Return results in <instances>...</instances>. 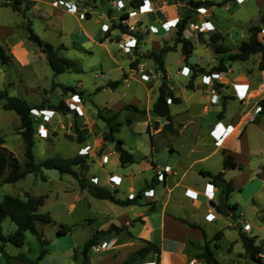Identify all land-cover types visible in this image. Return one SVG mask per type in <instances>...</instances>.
I'll use <instances>...</instances> for the list:
<instances>
[{
    "label": "rangeland",
    "instance_id": "1",
    "mask_svg": "<svg viewBox=\"0 0 264 264\" xmlns=\"http://www.w3.org/2000/svg\"><path fill=\"white\" fill-rule=\"evenodd\" d=\"M71 1L83 5L86 8V13L81 16L80 12H70L66 5L61 4L59 0L57 2L55 0H23L20 11L15 10L12 3H8L7 0H0V89L7 90L10 95H18L27 99L30 104L37 106L34 109L43 107V109L52 110L54 108L51 106L63 102L65 107L56 110L58 113L55 116L52 114L53 111L47 114L46 117H51L46 121L47 125L51 127L48 131L39 126L44 124L47 127L43 121H40V118H44V113L36 114L33 109L31 110L34 126L38 128L37 135L34 136L35 158L40 162L56 155L69 157L78 154L80 146L84 147L83 143L70 140L66 134L77 137L78 133L75 127L84 126L83 131L86 134L84 135L86 138L84 144L88 143L84 149L88 152L83 153L81 151L82 153L79 154L87 155L88 167L79 166L78 171L81 176L95 182H97L94 179L96 176L99 179L98 183L102 185V181L108 173L119 170L120 164L116 163L117 156L113 145L115 142L104 140V133L108 132L110 128L103 117L97 118L99 110H102V115L107 118L113 116L115 111L118 112L117 120L123 122V125L119 126L120 132L118 131L115 134L125 139L127 149L130 150L134 147V143L138 144L140 141H143L146 146L149 144L147 116L133 108L128 109L125 107L126 104H135L141 109L150 106L152 104L151 96L155 97L159 84L164 80V74L158 69L155 61L147 57L149 52L154 49L160 50L163 46L176 48L165 53L164 58L167 81L177 85L180 83H178V79L183 82L189 80L188 77L179 72L183 65L188 62L195 64L198 61L204 66H212L210 60L211 57L215 58L216 54L214 49L206 47L205 42L200 40L198 35H195L196 38L193 37L195 31L190 30V32H184L186 33L184 37L188 39L193 37L196 49L188 58V61L185 60L182 49L183 42L177 36L176 27H171L172 31L170 29L167 33L162 31L160 34L150 33L149 36L147 35L146 40L141 45L142 51L132 59L136 62L132 66L130 58L133 57L134 50L126 53L123 50V42L121 43L117 38L118 35L124 32L119 27L120 20L124 25H129L132 22H128L129 19L118 17L119 12L116 8L119 9V7L116 0ZM123 1L125 2H122L123 5L121 6L125 8L126 4L124 3H127L126 8H132L129 3L131 0ZM249 3L251 4V2ZM232 6L233 9L239 8L237 4ZM221 7L215 8L222 12L225 8ZM250 8V6L249 9L243 6L234 12V16H238L236 19L240 18L244 23L245 34H248V26L245 23L246 20L249 21V18H245L246 14L252 19L256 17L255 14L251 16ZM225 12L226 14L221 18V22L227 25L233 20V15L231 11L225 10ZM88 13L90 14L88 15ZM139 16L142 17L145 23L151 21L147 15L139 14ZM163 20L164 17L159 20V23ZM31 22L34 31L44 41L53 44L57 49L58 56L70 64L66 71L55 73L40 45L29 38L30 31L27 25ZM138 22L139 19L135 20L134 23ZM194 22L196 23L197 20L195 19ZM189 23L190 21L187 23L188 28L191 29ZM256 23L260 24L261 21L256 19ZM104 24L109 26L108 30H105ZM88 34L98 36V38L94 41ZM107 35L108 37L105 38ZM205 36L208 38L207 34ZM155 41H159L160 48L155 47ZM227 43L231 44L230 39ZM220 58L223 57L220 56ZM220 58L217 59L214 66L219 64ZM208 61L210 62L208 63ZM140 63H143L147 69H152L153 75L150 80L144 82L142 79ZM231 64L234 67H239L240 64H252V61L231 62ZM130 66L133 69L132 71ZM201 67L196 64L195 68L200 71ZM124 72L131 74L129 85L125 83L123 78ZM114 80L122 81L119 87H106L109 81ZM59 84L73 86L77 91L65 92ZM79 92L82 93L79 94ZM74 94H79L81 102L78 104L82 106L85 104L86 110L83 107L82 114L68 105ZM3 103L4 100H0V134L5 139L4 145L15 153L22 165H25L27 160L25 143L19 129L21 118L14 110L5 109ZM177 106L172 105L173 108ZM110 108L111 110H109ZM64 114H67L68 119L71 120L69 125L63 122ZM78 115L81 117L77 119ZM127 118L133 119V125L126 122ZM152 122L151 126L156 127L162 134L166 133L159 126V121L152 119ZM55 131L58 133L56 134ZM101 131L102 134H100ZM236 149H238V146ZM104 155L110 156L107 162H104ZM134 155L138 158V161L142 160L140 152L135 151ZM255 159L253 157L250 162L252 171L249 170L248 174L246 173L247 178L244 182V188H235L229 198L230 204L235 202L240 204L235 210V214L229 216V214L223 213L224 215H222L226 225L228 223L238 224L229 227L224 225L226 235L220 237L219 240L208 241L217 259L224 264H264V262L259 263L251 259L245 253L242 243L235 242L239 232L244 230V223L249 222L251 231H244L250 236H256V243L263 248L259 256L264 261V181L255 175L259 170L254 161ZM210 161L217 163L215 157H212ZM143 163L141 162V165L146 166ZM8 171L7 169L5 173L0 175V200L7 194L19 195L23 198L27 197L28 194L34 196L45 195V204L40 210L50 212L54 222L37 223L41 237L46 243L43 244L38 236L31 231H26L25 245L18 247L11 242H7L5 245L6 251L12 255L25 252L30 258L38 259L45 247L48 250L43 259L39 261L40 264H86L85 242L95 234L94 232L99 229L101 222L118 215L114 211V206L118 208V205L109 200L94 197L88 188H80L77 179L73 175L61 173L57 169H43V173H30L17 182L5 183L3 179ZM43 175H45L46 180L42 178ZM139 181L140 183L135 184V193L142 189L144 184L143 179L137 180V182ZM109 184L110 188L114 189L111 182ZM128 184L129 180L126 179L117 196L126 197L129 192ZM136 194V196H140L139 193ZM112 222L117 223L116 220ZM62 224L71 229L67 233L59 234L58 229ZM16 228L17 225L9 218L2 223L4 234L14 232ZM215 243H218V246ZM108 254L107 247L97 249L93 245L87 252V264H110L113 258H120L113 257L109 260ZM4 260L5 263L8 262L6 258Z\"/></svg>",
    "mask_w": 264,
    "mask_h": 264
},
{
    "label": "crops",
    "instance_id": "2",
    "mask_svg": "<svg viewBox=\"0 0 264 264\" xmlns=\"http://www.w3.org/2000/svg\"><path fill=\"white\" fill-rule=\"evenodd\" d=\"M189 1L190 0H150L151 3L156 5L157 9L155 11L137 13L126 18L129 19L128 22H132L128 25L129 32L121 31L122 33L118 35L117 38H119L118 40H120L121 43L123 42L122 44L126 41L134 43L135 41L133 38H136L137 44L133 48L135 53H132L133 57L130 58V63L132 59L138 56L139 52L142 51L141 45L142 42L146 40L147 35L149 36L150 33L160 34L162 31L163 33L169 32V30H166L162 26L165 20L171 19L177 16V14H179L182 19L186 16L187 11L193 8L191 17L188 18L187 23L189 21H195V19L199 22L195 13L196 9L199 6L205 5L192 7L189 5ZM208 1L215 2L216 4L221 3V6L225 8L223 9L224 11L221 9L222 12L215 9L216 11L214 10L207 16V19L215 26V30L202 33L195 32V34H193L195 38V35H198L199 39L205 42L204 44L208 49L213 50L209 42L211 36L215 32H220L224 35V39L221 42L229 48L231 52H237L240 42L249 38V30L248 34H245L243 29L244 23L240 18L236 19L238 16H234V12L243 6L247 9H249L250 6L252 12L251 16L254 14L256 16L255 19H252L246 14L245 18H249V21L246 20L245 23L248 29L251 25H261L262 28H264V0H245L244 2H237L236 0ZM116 2L123 5L122 2L125 1L116 0ZM130 2L131 1H129V3ZM249 2H251V4ZM142 3L143 1L141 4ZM124 4H126L127 7V3ZM233 4L234 6L235 4L239 5V8L233 9ZM246 5L248 6L246 7ZM126 7L124 8V6H122V9L116 8L119 12L118 17H121L123 13L135 8L132 7L128 9ZM225 10L231 11L233 15V20L230 21L231 24L224 25L221 22V18L226 14ZM109 11L112 13L111 10ZM139 14L147 15L151 21L145 23ZM163 17L164 20L159 23V20ZM137 19H139V22L135 24L134 22ZM256 19L261 21V23H256ZM184 32H190L188 24L183 31V36L186 35ZM206 34L208 38H206ZM88 35L94 41L98 38V36ZM193 37L189 38L195 46ZM229 39L231 44L227 43ZM154 44L157 48L161 47L159 41H155ZM215 54L216 59L211 57L210 60L212 66H214L220 56L227 57L228 55L227 52L221 54L215 52ZM260 59L261 53H256L251 55L247 60H226L225 69H216L211 72H209L211 70L210 67H212L211 65L204 66L198 61L195 64L188 62L186 66H189L190 72L189 74L182 75L188 77L189 80L183 82L178 79V83L180 82L179 85L169 82V85L174 89L176 95L181 97V101L179 102L174 103L172 99L170 102L171 128H165L169 120L166 117L158 115L153 110V104L158 96L159 87L155 97L153 98L151 96L152 104L150 106L141 109L136 105L141 110L136 111L142 112L147 116L146 122L148 123L147 132L149 144L146 146L143 141H140L138 144L134 143V147L128 150L130 152L132 151L133 155L135 151L140 152L142 160L138 161V158L135 157L136 162L122 165L119 160V153L115 150V143H113L114 151L117 156L116 163L118 165L120 164L119 170L108 173L102 181V185L111 187L109 184V176L115 174L121 177L122 182L118 188L114 189H117L119 192L120 187H122L127 179L129 180L128 189H131L132 192L135 193V184L140 183V181L137 182V180H144L142 189L136 192L140 194L139 197L137 196L138 203L121 205L113 202L115 205H118V208L114 206V211H116L118 215L101 222L99 225L98 230H107L111 224L125 226V229L122 231L108 232L100 239L106 241L105 247H107L109 251V260L113 257H120L119 259L113 258L110 264L124 261L131 254L144 246L147 241L159 246L160 253L158 254L156 251L152 250L144 260L139 261L137 264H206L204 258L199 257V254H201L203 250V246H205L208 241H215L213 237L219 231L223 232L222 236L226 235V228H224L226 223L222 216L224 214L217 210L215 204H220L223 200L229 203V199H224L221 187L215 184L213 178L205 172L209 171L215 174L224 171L225 178L232 181L234 190L235 188L243 189L248 174L247 172L251 170L250 162L253 160V157H255L256 159L254 161L259 167L255 175L264 181V114L256 120L258 102L260 99L264 98V69L259 68ZM210 61H208V63ZM239 61H252V64H240L241 66L239 67H234L231 64V62ZM196 64L204 67L206 71L203 72L193 69L192 66H196ZM132 70L133 69H131V71ZM194 73L195 76L193 78ZM213 73L220 74L219 76H215ZM123 78L125 83L129 85L131 74L124 72ZM166 78L168 79V77ZM191 79L193 80V87L188 88L187 84ZM120 82L122 83L121 80ZM239 83L248 84V88L244 87L239 90L235 86ZM172 105L178 106L173 108ZM78 106L81 110L83 107L84 110H86L85 104L83 106L78 104ZM109 110H111V108ZM52 111V114H54L53 116L58 113L54 109H52ZM116 112L117 111L114 113ZM63 116V122L69 125L71 120L68 119L67 114ZM78 117L81 116L78 115L77 119ZM50 118L44 116V118H40V121H43L47 125L46 121ZM97 118H100L98 113ZM152 119L160 122L159 126L166 131L165 134H162L160 130L153 125L151 126L153 123ZM133 123L134 121L130 124L133 125ZM83 127L84 126H80L79 129L83 135H86L83 131ZM50 128L51 127L47 125V131ZM55 133L57 134L58 132L55 131ZM100 134H102V131ZM115 137L123 139L121 136L118 137L117 134H115ZM70 140L79 142L76 136ZM123 141L124 147L126 148L125 139H123ZM84 142H86V138L82 142L85 147L88 143L84 144ZM91 146L92 144L90 147ZM237 146L238 149H236ZM228 154H232L241 166L233 169L225 168L224 159ZM212 157L217 159V163L210 161ZM141 162H144L146 166L143 167ZM161 165L170 166V170H162L159 167ZM161 170L164 173L163 180H154V186H148L152 184L153 177H157L158 172ZM209 182L215 185L212 199L205 193L206 184ZM146 189L153 190L155 196L153 199L149 200L148 197L146 198L143 196V190ZM192 192L194 194H191ZM118 197L120 196L118 195ZM125 198L127 197H123V199ZM239 205L238 203V207ZM210 212L215 215L214 219L209 220L207 218ZM229 216H233L232 213H229ZM183 219L196 223L197 227L189 225L184 222ZM113 220H116L117 223L112 222ZM110 222L112 223L110 224ZM237 224L238 223L232 225L228 223L226 226H236ZM241 231L245 232L244 230ZM235 242L242 243L240 234L238 238L235 239ZM217 244L218 243H215L216 246H218ZM158 256L159 262H157ZM5 258L3 254L0 255V264L8 263H5Z\"/></svg>",
    "mask_w": 264,
    "mask_h": 264
},
{
    "label": "trees",
    "instance_id": "3",
    "mask_svg": "<svg viewBox=\"0 0 264 264\" xmlns=\"http://www.w3.org/2000/svg\"><path fill=\"white\" fill-rule=\"evenodd\" d=\"M8 3H12L13 8L17 11L21 10V5L23 0H7ZM143 0H131L132 7H139ZM172 1V0H169ZM7 3V5H8ZM216 4L215 2H211L208 0L194 1L190 0L189 5L192 7H197L199 5L210 6ZM221 6L220 4H217ZM192 9L187 11L185 17H183L178 25H177V36L180 38L181 42H183V53L185 54V60L188 61V58L193 53L195 46L191 39L185 38L183 36V31L187 25L188 18L191 17ZM90 13H88L89 15ZM129 17L128 12L122 14L121 18L126 19ZM28 30L30 31L29 38L34 42H37L42 52L46 54V57L51 64L55 73H61L67 70L68 65H70L65 59H62L57 54L56 47L44 41L32 28L31 24L27 25ZM119 27L124 32H129L128 25H124L120 20ZM262 29L261 25H251L249 27L250 36L248 39L242 40L239 45V49L237 52H231L229 48H227L221 41L224 39V35L220 32H215L211 38L209 44L213 47L215 52L217 53H228L227 57L220 58V62L218 65L211 68L209 72L216 69H225L226 68V60L237 61V60H247L251 57V55L256 53H261V59L259 61V68L264 69V42L263 35H260V31ZM105 36V38H107ZM175 47H167L163 46L160 50H151L147 55L148 58L153 59L157 64L158 69L162 71L164 74V80L159 86L158 96L153 104V110L160 116L166 117L169 122L165 125V128H171L172 124L171 120V109L170 104L168 102V98L172 99V102L181 101V97L176 95L175 91L169 86L167 81V69L165 65V53L175 50ZM136 64L135 61L131 62V65L134 66ZM196 66H193L194 69ZM200 71H206L204 67L200 68ZM195 73L193 74V78ZM120 80L109 81L106 84V87L117 88L120 85ZM63 88L65 92L67 91H77L73 86H67L65 84H59ZM188 88L193 87V80L187 84ZM82 92H79L81 94ZM0 100H4L3 107L8 110H14L21 118V124L19 126L20 134L22 135V139L25 143L26 150V163L22 165L19 158L15 155L13 151L7 148L4 143L5 139L0 134V175L5 173L8 169V173L3 179L5 183H14L20 179L25 178L30 173H43V169H57L61 173H69L73 175L80 186V188L85 189L88 188L89 192L96 198L99 199H108L112 202L121 205H130L137 204L138 197L134 198H120L117 196L118 190L112 189L108 186L101 185L98 182L93 181L85 176H81L78 171V167H88L87 163V155L86 154H76L74 156L65 157L62 155H56L53 157H49L44 159L43 161L38 162L35 158L34 154V146L35 139L34 136L37 132V127L34 126L33 117H32V109L37 108V106L30 104V102L18 95H10L7 90L0 89ZM55 110H60L65 107V104L61 102L59 105L51 106ZM130 109L133 108L135 110H140L138 106L133 104H128L125 106ZM226 107V106H225ZM39 108V107H38ZM39 109H43L39 108ZM141 111V110H140ZM264 114V98L260 99L258 102V111L256 120L260 118L261 115ZM98 115L103 117L104 120L108 123L109 131L104 133V140L115 142V149L119 153L120 163L122 165L132 164L136 162L135 156L132 152H130L127 148L124 147V141L122 138H116L115 133L119 131V126H122L123 122L117 120L118 112L114 113L111 117H104L102 115V110H99ZM132 118H127L126 122L128 124L132 123ZM78 136V143H82L85 140V136L81 133L78 127H75ZM66 136L72 139L74 136L72 134H66ZM239 164L232 154H228L224 159V167L228 169H233L240 167ZM213 178L215 184L221 187L222 194L224 199H229L231 193L234 190V185L231 180H227L225 178V172L220 171L218 173H211L209 171L205 172ZM44 180H46L45 175L42 176ZM154 180L158 181V177H153L152 184L148 186H154ZM1 185V184H0ZM152 185V186H151ZM45 195L34 196L28 194L27 197H21L19 195L7 194L5 197L0 200V255L3 254L9 264H40L39 261L43 259L44 254L48 250L47 248H43L38 259L30 258L25 252H19L18 254L12 255L8 253L5 249V245L7 242H11L18 247H22L26 242V231H31L33 234L38 236V238L42 241V243H46L45 240L41 237L40 229L37 225L38 222L45 223H53L54 218L50 212H42L40 208L45 204ZM217 210L221 213H232L234 215L235 209L238 207V203L229 204L227 201H223L220 204H215ZM11 219L16 225L17 228L14 232L9 234H4L2 230V223L6 219ZM184 222L188 223L193 227H197V224L194 222H190L188 220L183 219ZM71 228L66 227L65 225H61L58 229L59 234L67 233ZM125 229V226H117L115 224H111L107 230H98L95 234H93L86 242L84 247V253L86 254V264L88 262L87 252L92 248L93 245L100 243L104 239L100 240L106 233L108 232H119ZM223 232L219 231L213 237V240H217L222 236ZM240 239L243 243V247L245 249V253L251 257V259L262 263V258L259 254L262 252L263 248L260 244L256 243V236H250L245 232L240 231ZM206 238V234H205ZM100 240V241H99ZM218 245V244H217ZM152 250L156 251L158 254L160 253V248L156 244L147 241L144 246L131 254L128 258H126L122 262H116L113 264H137L139 261L144 260L149 252ZM199 257H203L206 264H224L215 256L214 251L210 247L208 243L203 246V250ZM157 262H159V256L157 258Z\"/></svg>",
    "mask_w": 264,
    "mask_h": 264
},
{
    "label": "built area",
    "instance_id": "4",
    "mask_svg": "<svg viewBox=\"0 0 264 264\" xmlns=\"http://www.w3.org/2000/svg\"><path fill=\"white\" fill-rule=\"evenodd\" d=\"M239 2H243L245 0H238ZM55 2H57V0H55ZM59 2L61 4H64L66 5L67 9L70 11V12H80V15H84V13H86V8L77 3V2H74V1H71V0H59ZM117 6L119 7V9H122V6L119 5L117 3ZM219 5L217 4H214V5H210V6H199L197 7L196 9V17L197 19L199 20V22H194V21H190L189 23V26L191 27L190 30L192 31H195V32H208V31H213L215 30V26L213 25V23L207 19V16L210 15L216 8ZM157 8H156V5L154 3H151L150 0H143V3L139 5V7L137 8H132L131 10L128 11V14H129V17L132 16V15H135L137 13H149V12H153L155 11ZM216 11V10H215ZM181 20V16H179V14H177V16L171 18V19H167L165 20L163 23H162V26L166 29V30H170L171 27H176L179 23V21ZM104 28L105 30H108L109 29V26L107 24H104ZM260 35H263L264 36V28L261 29L260 31ZM133 40L135 41L134 43H130V41H126L124 44H123V50L126 52V53H130L133 48L136 46L137 44V41H136V38H133ZM139 67H140V70L142 71V79L143 80H150L152 78V71L147 69L146 67H144V64L143 63H140L139 64ZM179 72L181 74H189L190 72V68L189 66H186V65H183ZM220 73H213V75L215 76H219ZM239 90L244 88V87H247L248 88V84H236L235 85ZM81 102V99L79 97V94H74L73 95V98L72 100L69 102V107H71L72 109H76L79 111V113H82V110L80 109V107L78 106V103ZM168 102L170 103L171 102V98H168ZM79 107V108H78ZM52 110L50 109H33V112L38 114V113H44L45 116H47L48 113H51ZM39 126L43 127L45 130H47V127L44 125V124H40ZM42 128V129H43ZM37 132H38V128H37ZM37 132H36V135H37ZM40 133H44V132H40ZM46 133V132H45ZM41 135V134H40ZM42 136V135H41ZM84 148L80 146V149L78 150L79 153L81 151H83V153L85 152H88V150H83ZM82 153V152H81ZM110 156L109 155H104L103 159H104V162H107L109 160ZM162 170L164 171H169L170 170V166H167V165H161L159 166ZM161 171L158 172V179L159 180H163V177H164V173ZM94 179L98 182V178L95 176ZM109 179H110V182L111 184L113 185V188H118V186L121 184L122 180H121V177H118L117 175L115 174H111L109 176ZM214 184L213 183H207L206 184V188H205V193L207 194V196H209V198H213L214 196ZM212 190V191H211ZM191 194H194L193 192ZM196 194V193H195ZM137 194L132 192V190L130 189L129 192L127 193L126 197L128 198H134V197H137L136 196ZM143 195H145L146 197H148L149 200L153 199L155 196H154V193H153V190L152 189H146L143 191ZM207 218L209 220L211 219H214L215 218V215L213 213H209L207 215ZM243 229L245 231H251V225L249 224V222H245L244 225H243ZM106 244V241L103 240L101 241L100 243L98 244H95L94 247L95 248H105V245ZM143 264H149V263H143Z\"/></svg>",
    "mask_w": 264,
    "mask_h": 264
}]
</instances>
